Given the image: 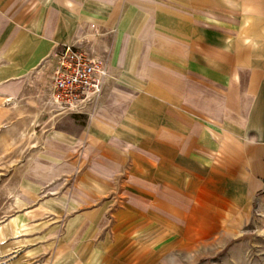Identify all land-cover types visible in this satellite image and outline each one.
<instances>
[{
	"label": "crops",
	"instance_id": "crops-1",
	"mask_svg": "<svg viewBox=\"0 0 264 264\" xmlns=\"http://www.w3.org/2000/svg\"><path fill=\"white\" fill-rule=\"evenodd\" d=\"M68 45L109 70L61 108ZM8 142L0 264H257L264 0H0Z\"/></svg>",
	"mask_w": 264,
	"mask_h": 264
},
{
	"label": "built area",
	"instance_id": "built-area-1",
	"mask_svg": "<svg viewBox=\"0 0 264 264\" xmlns=\"http://www.w3.org/2000/svg\"><path fill=\"white\" fill-rule=\"evenodd\" d=\"M108 70V63L92 60L84 49L66 46L59 52L53 76L54 102L61 108H73L89 95L98 94Z\"/></svg>",
	"mask_w": 264,
	"mask_h": 264
},
{
	"label": "rangeland",
	"instance_id": "rangeland-1",
	"mask_svg": "<svg viewBox=\"0 0 264 264\" xmlns=\"http://www.w3.org/2000/svg\"><path fill=\"white\" fill-rule=\"evenodd\" d=\"M6 138L8 134L4 135ZM22 144L2 143L0 144V221L10 213V196L14 191V178L19 174L21 168L13 164L23 156ZM249 253L257 264H264V229L251 232Z\"/></svg>",
	"mask_w": 264,
	"mask_h": 264
}]
</instances>
